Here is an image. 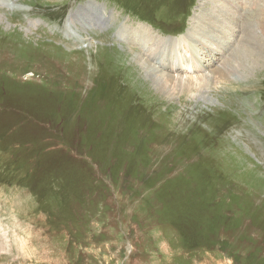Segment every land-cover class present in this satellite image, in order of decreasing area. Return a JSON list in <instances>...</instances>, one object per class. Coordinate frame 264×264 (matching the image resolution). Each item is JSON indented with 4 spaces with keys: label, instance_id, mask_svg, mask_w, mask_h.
I'll list each match as a JSON object with an SVG mask.
<instances>
[{
    "label": "rangeland",
    "instance_id": "obj_1",
    "mask_svg": "<svg viewBox=\"0 0 264 264\" xmlns=\"http://www.w3.org/2000/svg\"><path fill=\"white\" fill-rule=\"evenodd\" d=\"M125 1L140 16L118 0H0V129L44 149L36 182L53 175L43 199L0 183V264H264V0L186 14ZM197 29L226 44L214 64L210 36L184 48ZM157 40L195 85L245 66L169 95L142 66Z\"/></svg>",
    "mask_w": 264,
    "mask_h": 264
},
{
    "label": "bare ground",
    "instance_id": "obj_2",
    "mask_svg": "<svg viewBox=\"0 0 264 264\" xmlns=\"http://www.w3.org/2000/svg\"><path fill=\"white\" fill-rule=\"evenodd\" d=\"M228 2H230V1H228ZM226 13H229V11L226 12ZM235 13H236V11H235ZM243 18L247 19L246 17H243ZM236 20H239V19H236ZM194 24L195 23L193 22L192 27H194ZM202 32H203V30L200 31L198 29L197 30H194V31H191L188 34V44L184 48H187L191 52H193V51L195 52V49L197 48V46L201 45V47L199 46L201 49H205V48L207 49L206 44H205L206 41H207V38L209 36L211 37V39H210L211 43H212V41H214V38L212 37V34H210L211 31L210 32H205V34H202ZM145 33L143 32L141 34H145ZM204 36L206 38H204ZM182 43H184V42H182ZM221 43H223V42H221ZM212 44H213L214 50L211 49V52L208 54L209 57L207 59L208 60L211 59L210 61L213 63L215 61V59H216V57H215L216 54L217 53H220V52L221 53L224 52V50L226 48V44L225 43H223L224 45H218V44L215 45V43H212ZM155 45L156 46H152L151 47L150 51L148 52L147 57L146 58L143 57L142 66H143L144 69H147L154 76H156L158 79H160V82H161V84L163 86V91L166 90L167 91V94H169V95L171 93H173V92L176 93L179 90L178 89V85L179 84L184 87L183 89H186L188 91L193 87L192 90H196V91L199 90V92L205 93L207 91L208 84L209 85H212V84L214 85L215 83H220V82H222L223 79H228L227 76H232L233 73H234V71L238 70L241 67V65L242 66H245V63L242 60H239V59L232 66H228L225 63L226 61H224L219 66V69L218 70H215V71L213 70L209 74L206 73V75L204 74L205 76H201V78H199L200 81L198 82L197 85H195L194 82H192V81L184 80L182 76L180 77V76H177V75L176 76H171L170 75V73H169L170 71H172V73L178 72L180 70V67H182V65H183L182 62H180V65H179V61L174 60V58L172 57L176 53V51H177V48L175 46H172L173 45V42H161V41L157 40V41H155ZM240 48H241V45H238L236 47V49H240ZM201 49H199V51ZM227 57H226V59H227ZM196 58H197V56H196ZM229 58H230V56H229ZM213 59H214V61H213ZM190 61H191V59H190ZM197 61H198L197 63H195L194 61H192L194 63V66H193L194 69H195V67H196V69H201V68L205 67L208 64V63H202L201 59H197ZM152 64L153 65L155 64L154 65V69L151 68V66H153ZM197 65H198V67H197ZM168 70H170V71H168ZM234 76H237V75H234ZM205 80H206V83H204V84H206V85L202 84L203 81H205ZM209 82H211V83H209ZM242 95L244 96V94H242ZM201 97H205V94L204 95L202 94Z\"/></svg>",
    "mask_w": 264,
    "mask_h": 264
},
{
    "label": "trees",
    "instance_id": "obj_3",
    "mask_svg": "<svg viewBox=\"0 0 264 264\" xmlns=\"http://www.w3.org/2000/svg\"><path fill=\"white\" fill-rule=\"evenodd\" d=\"M118 1L125 10L129 9L133 13L137 14L135 11L130 9L129 1H125L124 3H121L123 0ZM159 1V6L171 3V0ZM194 2L195 0H180L177 7L178 12L186 14ZM142 18L148 19L149 17L142 15ZM8 108V102L5 104L0 102V111H5ZM31 116L34 117L33 114ZM28 118L29 117H26V111L20 110L18 120H15L17 121V127L19 128L20 126L24 125L26 121H28ZM34 118H37V116ZM48 121L51 122L50 120ZM15 132L16 129L13 127V122L4 129H0V153L6 157V161L4 162L2 168L3 170H0V183H11L12 181H15L24 185L25 187L29 186L35 194H38L43 199L45 195H47L45 193L46 190H50L51 185L49 183H51V178L53 175L47 176L45 179L43 178L41 181L36 182V175H34L35 171L33 168L44 160L42 159V156L44 155L45 151L44 149L40 150L39 148L31 151L33 147L32 144L29 143L27 139H15ZM8 137L13 140L9 139V142H7ZM46 187H49V189Z\"/></svg>",
    "mask_w": 264,
    "mask_h": 264
}]
</instances>
